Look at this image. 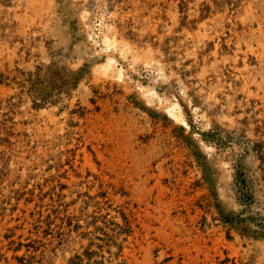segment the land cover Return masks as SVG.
Masks as SVG:
<instances>
[{
  "label": "rangeland",
  "instance_id": "rangeland-1",
  "mask_svg": "<svg viewBox=\"0 0 264 264\" xmlns=\"http://www.w3.org/2000/svg\"><path fill=\"white\" fill-rule=\"evenodd\" d=\"M0 264H264V0H0Z\"/></svg>",
  "mask_w": 264,
  "mask_h": 264
},
{
  "label": "bare ground",
  "instance_id": "bare-ground-1",
  "mask_svg": "<svg viewBox=\"0 0 264 264\" xmlns=\"http://www.w3.org/2000/svg\"><path fill=\"white\" fill-rule=\"evenodd\" d=\"M91 37L96 43L97 40H95L93 36ZM98 45L100 46L99 50L106 54V58L102 62H97L95 68L101 74L110 73L111 76L114 77L116 80H123L125 75L124 68L116 64L117 59H115L113 54L118 53V55L123 59L129 58L130 64H133L138 60L137 55L134 52L130 51V47L127 42L124 41L119 46L115 39L109 38L106 34H103L101 36ZM141 60L145 68L151 69V72L153 73L154 77H161L163 75L160 69L157 68L155 61L150 56H146ZM136 86L140 94L146 100V102H156L163 109V111L175 122L180 123L182 125H187L181 112L180 106L178 102L175 101V99L159 96L152 87L144 86L140 83H136Z\"/></svg>",
  "mask_w": 264,
  "mask_h": 264
}]
</instances>
